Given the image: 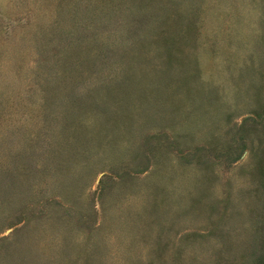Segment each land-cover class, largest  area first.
<instances>
[{"label":"rangeland","instance_id":"1","mask_svg":"<svg viewBox=\"0 0 264 264\" xmlns=\"http://www.w3.org/2000/svg\"><path fill=\"white\" fill-rule=\"evenodd\" d=\"M0 264H264V0H0Z\"/></svg>","mask_w":264,"mask_h":264}]
</instances>
